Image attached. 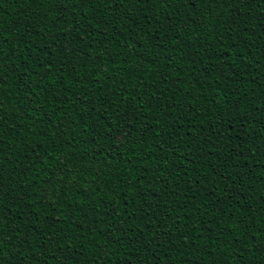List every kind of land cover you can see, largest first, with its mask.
<instances>
[{
  "label": "trees",
  "instance_id": "16d2710c",
  "mask_svg": "<svg viewBox=\"0 0 264 264\" xmlns=\"http://www.w3.org/2000/svg\"><path fill=\"white\" fill-rule=\"evenodd\" d=\"M0 264H264V0H0Z\"/></svg>",
  "mask_w": 264,
  "mask_h": 264
},
{
  "label": "snow or ice",
  "instance_id": "6c2138e0",
  "mask_svg": "<svg viewBox=\"0 0 264 264\" xmlns=\"http://www.w3.org/2000/svg\"><path fill=\"white\" fill-rule=\"evenodd\" d=\"M69 0H57V3H59L60 5H64L65 3H68ZM82 2V0H75V3H79ZM186 2H190V0H186ZM13 231H15V229H13Z\"/></svg>",
  "mask_w": 264,
  "mask_h": 264
}]
</instances>
